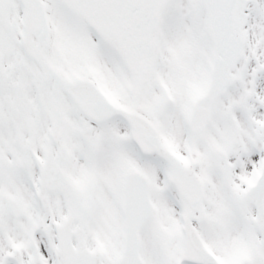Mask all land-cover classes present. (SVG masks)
<instances>
[{"label": "snow or ice", "instance_id": "obj_1", "mask_svg": "<svg viewBox=\"0 0 264 264\" xmlns=\"http://www.w3.org/2000/svg\"><path fill=\"white\" fill-rule=\"evenodd\" d=\"M0 264H264V0H0Z\"/></svg>", "mask_w": 264, "mask_h": 264}]
</instances>
